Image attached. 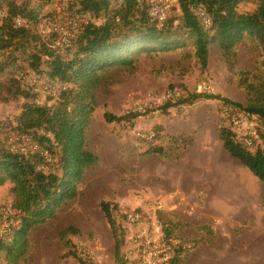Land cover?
<instances>
[{
  "label": "rangeland",
  "instance_id": "374dc122",
  "mask_svg": "<svg viewBox=\"0 0 264 264\" xmlns=\"http://www.w3.org/2000/svg\"><path fill=\"white\" fill-rule=\"evenodd\" d=\"M7 1L0 0V12L7 11ZM12 1L26 3L42 18L52 10L51 0ZM72 2L69 8L76 10ZM119 2L111 0L113 6ZM255 8V2L246 1L236 10L245 13ZM86 18L90 20L88 15ZM15 54V63L0 74V121L6 126L15 122L25 102L13 95L12 78L19 79L31 60L28 48ZM132 58L131 65L100 71L96 106L85 131L86 147L97 160L85 169L76 196L30 229L27 250L16 263L8 262L6 253L0 251V264H78L76 258L65 254L69 249L93 264H116L115 236L100 208L101 201L137 207L154 216L181 240L177 264H264L260 201L264 180L230 156L218 138L222 125L219 108L225 99L246 107L264 97L261 46L244 36L226 54L212 43L205 69L194 55L191 40L181 48ZM44 66L43 61L40 68ZM40 78L46 84L51 82ZM202 84L210 86L203 94H218L221 99L201 97L190 104L172 106L167 112L160 110L162 102L156 98L162 93L175 89L180 96H187L199 92ZM57 94H36L35 101L51 104ZM148 95L154 102L145 114L131 121L104 120L105 111L117 115L133 112L137 102ZM258 123L264 133V123ZM159 126V133L152 138L138 134H155ZM155 146L176 157L160 155L152 149ZM184 158L187 163L180 161ZM211 158L214 166H219L216 178L209 177ZM194 161L197 164L193 165ZM12 186L10 181L0 185V209L13 203ZM68 227L73 229L68 231ZM119 227L123 230L120 255L125 258L132 231L125 224ZM65 240L71 246L66 247ZM126 264H130L128 260Z\"/></svg>",
  "mask_w": 264,
  "mask_h": 264
},
{
  "label": "trees",
  "instance_id": "16d2710c",
  "mask_svg": "<svg viewBox=\"0 0 264 264\" xmlns=\"http://www.w3.org/2000/svg\"><path fill=\"white\" fill-rule=\"evenodd\" d=\"M47 3L50 0H42ZM252 1L256 8L252 12L240 13L236 10L241 2ZM178 12H172L163 25L157 26L149 17L146 0H120L113 6L111 0H77L71 5L89 16V22L78 35L74 48L61 57L50 42L37 31V23L42 18L38 10L29 8L26 3L8 0L7 14L0 22V74L16 61V52L28 48L31 60L27 69L37 76L59 81L66 87L53 98L51 104L35 101L34 93L20 85L18 77L12 78L15 88L13 95L25 99L15 122L6 126L0 121V185L6 181L13 183V206L18 210L19 226L9 240L0 238V251L6 253L8 262L16 263L27 250V235L35 225L52 217L55 210L75 197L77 187L87 167L97 160L95 153L85 144V131L90 116L96 106L95 89L99 83L100 71L114 65H131L132 56L140 53L166 52L186 45L191 40L194 55L202 69L207 67L209 45L214 43L228 54L244 36L256 40L264 52V0H178ZM201 6L211 18L209 27H204L195 12ZM177 13V14H175ZM26 18L27 24L16 26L14 18ZM45 62L44 68L41 63ZM221 99L218 94L190 93L175 101L159 105L162 112L168 108L190 104L199 98ZM51 99V97H50ZM226 103L236 104L228 99ZM242 107V106H241ZM264 123V97L259 103L244 107ZM140 112L114 114L105 111L106 122L131 121L143 115ZM42 128L51 137L41 136V141L58 156V171L43 173L36 170L39 156H19L10 153L4 146V136L12 129L26 131ZM154 136L160 126L155 128ZM259 138L252 148L237 142L233 132L223 124L218 129V138L223 149L264 180V133L258 123ZM162 156L166 154L160 146L152 148ZM264 211V191L261 195ZM117 204L101 201L107 223L115 236L116 264H126L127 259L120 255L123 230L111 217L110 209ZM68 227L66 230H72ZM167 234L170 233L165 228ZM71 246L69 240L64 241ZM181 247V246H180ZM178 248V250L180 249ZM76 258L78 264H93L77 252L65 253ZM64 254V255H65ZM177 255L171 264H177Z\"/></svg>",
  "mask_w": 264,
  "mask_h": 264
},
{
  "label": "built area",
  "instance_id": "2783aa9c",
  "mask_svg": "<svg viewBox=\"0 0 264 264\" xmlns=\"http://www.w3.org/2000/svg\"><path fill=\"white\" fill-rule=\"evenodd\" d=\"M72 0H51L52 10L37 23L38 33L55 49L57 54L65 57L66 53L74 48L75 41L83 27L89 22L84 13L71 10L69 3ZM150 19L161 26L167 17L179 10L178 0H146ZM195 12L204 27H209L211 18L201 6L195 8ZM7 11L0 12V22L6 17ZM16 26L27 24L26 18L16 16ZM20 83L25 89L34 94L48 93L55 95L66 86L59 81L51 80L46 84L30 70H22ZM199 92L209 91L210 86L202 84L198 86ZM58 95V94H57ZM56 95V97H57ZM180 97L178 90H168L159 95V101H175ZM153 97L148 95L134 106L133 112L146 113L151 106ZM222 124L228 126L234 134L237 142L246 148H252L258 138L257 118L244 107L232 103H222L219 108ZM144 138H152L153 132L148 134L138 133ZM51 137L49 132L42 128L30 130H9L4 136V146L12 154L19 156H39L35 162V168L43 173H55L58 171V156L49 150L40 137ZM18 210L12 202L6 203L0 209V238L9 240L19 226ZM111 217L117 224H125L132 233L130 236V250L125 258L130 264H171L178 255L181 240L174 234H167L164 227L154 217L137 207L113 206L110 209Z\"/></svg>",
  "mask_w": 264,
  "mask_h": 264
},
{
  "label": "crops",
  "instance_id": "0c3cea01",
  "mask_svg": "<svg viewBox=\"0 0 264 264\" xmlns=\"http://www.w3.org/2000/svg\"><path fill=\"white\" fill-rule=\"evenodd\" d=\"M193 147V146H192ZM212 159V158H211ZM180 161H182V162H184V163H187V158H184V159H180ZM195 163L197 164V162H193V165H195ZM215 161L212 159V160H210V165H209V172H210V174H209V177L210 178H216L217 177V173H218V171L217 170H219V166L217 167V166H214L215 164ZM215 167H217V168H215ZM217 169V170H216ZM185 175L184 174H182L181 175V177H184Z\"/></svg>",
  "mask_w": 264,
  "mask_h": 264
}]
</instances>
